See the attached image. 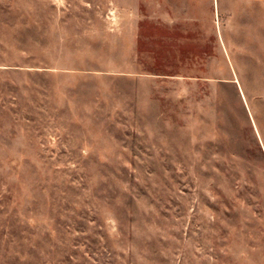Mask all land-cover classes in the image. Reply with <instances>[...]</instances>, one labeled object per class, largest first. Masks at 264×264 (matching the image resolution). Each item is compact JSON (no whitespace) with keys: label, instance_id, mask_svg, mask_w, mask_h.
Segmentation results:
<instances>
[{"label":"rangeland","instance_id":"obj_1","mask_svg":"<svg viewBox=\"0 0 264 264\" xmlns=\"http://www.w3.org/2000/svg\"><path fill=\"white\" fill-rule=\"evenodd\" d=\"M0 264H264V1L0 0Z\"/></svg>","mask_w":264,"mask_h":264},{"label":"crops","instance_id":"obj_2","mask_svg":"<svg viewBox=\"0 0 264 264\" xmlns=\"http://www.w3.org/2000/svg\"><path fill=\"white\" fill-rule=\"evenodd\" d=\"M248 1H264V0H248Z\"/></svg>","mask_w":264,"mask_h":264}]
</instances>
